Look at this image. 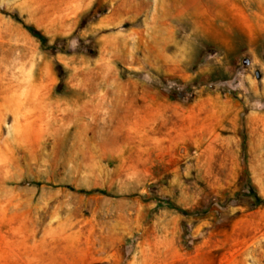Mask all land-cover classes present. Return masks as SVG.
<instances>
[{"label": "rangeland", "instance_id": "374dc122", "mask_svg": "<svg viewBox=\"0 0 264 264\" xmlns=\"http://www.w3.org/2000/svg\"><path fill=\"white\" fill-rule=\"evenodd\" d=\"M249 188L264 0H0V264H264Z\"/></svg>", "mask_w": 264, "mask_h": 264}, {"label": "trees", "instance_id": "16d2710c", "mask_svg": "<svg viewBox=\"0 0 264 264\" xmlns=\"http://www.w3.org/2000/svg\"><path fill=\"white\" fill-rule=\"evenodd\" d=\"M12 19L16 21L17 23L21 24L22 27L33 37L35 38L40 46L42 48H46L47 44V38L39 31L37 30L34 26L25 24L19 17L18 15H11ZM81 193H89L86 191H79ZM251 202L253 208H258V207H264V199L259 197L255 190L253 188H249L248 192L244 194ZM169 207H173L171 203H167Z\"/></svg>", "mask_w": 264, "mask_h": 264}, {"label": "bare ground", "instance_id": "6f19581e", "mask_svg": "<svg viewBox=\"0 0 264 264\" xmlns=\"http://www.w3.org/2000/svg\"><path fill=\"white\" fill-rule=\"evenodd\" d=\"M92 87V86H91ZM94 89V88H93ZM96 91V90H95ZM94 93H92V95H93ZM94 97V96H93ZM93 99V98H92Z\"/></svg>", "mask_w": 264, "mask_h": 264}]
</instances>
